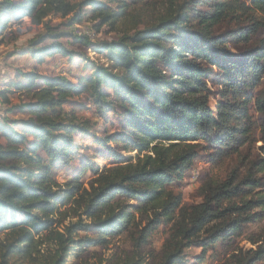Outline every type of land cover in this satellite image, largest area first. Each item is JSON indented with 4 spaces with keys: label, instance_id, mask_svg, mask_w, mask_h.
<instances>
[{
    "label": "trees",
    "instance_id": "trees-1",
    "mask_svg": "<svg viewBox=\"0 0 264 264\" xmlns=\"http://www.w3.org/2000/svg\"><path fill=\"white\" fill-rule=\"evenodd\" d=\"M207 1L209 10L199 9L204 3L199 0H0V37L29 19L46 28L42 43L52 16L67 18L68 24L86 20L94 30L106 27L116 35L96 44L94 51L105 62L88 67L90 74L76 82L63 74L17 70L0 89L5 141L0 144V264H67L71 254L79 264H91L83 256L90 247H107L124 234L143 245L161 224L169 226L170 237L160 262L136 258L108 264H198L218 241H231L264 215L259 210H264V177L258 176L264 174V158L246 175L231 172L206 181L199 203L186 205L172 190L193 166L200 141L227 149L246 143L253 124L247 89L264 73V38L238 58L227 48L228 38L215 32L246 11L245 3ZM251 2L264 11V0ZM258 28L250 23L231 38L248 42ZM52 39L40 46L33 42L21 53L31 54L38 65L55 54L70 59L74 52L57 41L58 34ZM77 40L88 43L85 36ZM212 67L222 85L215 110L207 87ZM85 93L97 117L117 116L118 127L94 138L98 158L108 164L83 159L74 176L59 182L57 168L74 153V138L88 133V120L64 107ZM14 94L22 100L11 105ZM256 105L264 114V95ZM8 113L22 118L9 120ZM260 127L264 156V121ZM82 231L91 235L80 236ZM250 241L256 247L233 254V264L264 259V231ZM193 245L201 252L190 263L183 250Z\"/></svg>",
    "mask_w": 264,
    "mask_h": 264
},
{
    "label": "rangeland",
    "instance_id": "rangeland-1",
    "mask_svg": "<svg viewBox=\"0 0 264 264\" xmlns=\"http://www.w3.org/2000/svg\"><path fill=\"white\" fill-rule=\"evenodd\" d=\"M161 0H158L160 2ZM192 2L198 0H180ZM204 3L198 6L199 9L209 10L207 0H199ZM248 7L246 11H238L235 16L226 19L215 27V32L222 34L228 38L226 43L230 52L240 58L247 52L250 46L264 38V11L256 9L251 0H242ZM158 6V5H157ZM156 6V7H157ZM153 9L144 14L145 19L153 16ZM85 20V18H84ZM259 25L258 31L248 42H243L239 39L231 38L233 34L238 33L240 28L250 23ZM67 18L52 16L48 19V25L51 30L47 32L49 36L38 43L40 36L45 34L46 28L42 25H32L29 19H24L20 24H14L10 29L6 30L4 35L0 37V89H2L8 80L14 78L15 72L37 70L44 75L63 74L72 82H76L77 77L90 74L88 67L95 64H103L105 62L102 55L95 52V47L102 41H107L115 38L114 33H108L106 27H102L99 31L94 30L92 24L88 21L80 22V28L75 24H68ZM138 27H141L139 25ZM52 34V36H51ZM54 34V35H53ZM58 34L57 41L65 45L66 48L74 52L72 57L67 58L59 54L48 56L44 59L41 65H38L29 53H21V51L30 48L32 45L49 44L52 37ZM79 36L87 37L88 43L82 44L77 38ZM220 73L217 68L211 69L207 77V87L210 96L212 110H215V104L220 100L222 85L220 84ZM6 82L4 83V81ZM248 95L252 97L249 106V114L252 120V129L246 139V143L237 147L218 148L213 144L202 140L196 144L197 157L194 160L193 166L186 173L183 180L172 187V190L181 195L182 202L186 205L196 204L202 201L201 187L211 180L213 182L220 181L226 175L234 172L236 176L246 175L248 172L254 171L252 163L255 160L264 158L260 146L262 140L260 137V124L264 121V114L259 111L256 105L258 98L264 95V73L262 78L252 88H248ZM21 97L17 94L10 96V104L16 105L21 101ZM4 108H10V105H5ZM66 111H73L79 120H88V133L78 134L75 138V151L71 158L57 168L56 178L59 182L70 179L79 169L83 159H91L99 166L108 164V161L101 160L96 154L97 146L94 142L95 137H99L104 131L111 132L117 126V116L114 112L107 114V121L96 116L95 107L88 93L80 97H75L65 105ZM7 119L16 120L22 116H16L14 113H8ZM1 123H4L1 121ZM4 139L0 137V144H4ZM44 155V153H42ZM134 155V153H131ZM45 156V155H44ZM253 167V168H252ZM264 177V174H258ZM91 178L90 173L83 177L85 184ZM264 212L263 209H260ZM145 223H143L144 225ZM264 231V215L257 221L248 223L242 229V233L235 236L231 241H218L206 252L204 259L198 264H233L231 256L240 250L254 249V245L250 239L257 238ZM91 235L90 232L82 231L80 236ZM170 237L168 225L161 224L151 232L147 241L142 245L134 243L126 234L121 235L107 247L92 246L88 251L83 253L91 264H108L116 260L120 262L130 259L140 258L145 262L161 261L163 248L167 239ZM201 249L197 245H193L183 250L186 261L193 263L200 255ZM67 264H79L75 255L71 254L67 259ZM255 264H264V259Z\"/></svg>",
    "mask_w": 264,
    "mask_h": 264
},
{
    "label": "built area",
    "instance_id": "built-area-1",
    "mask_svg": "<svg viewBox=\"0 0 264 264\" xmlns=\"http://www.w3.org/2000/svg\"><path fill=\"white\" fill-rule=\"evenodd\" d=\"M80 28V24H75ZM3 109V105L0 103V111Z\"/></svg>",
    "mask_w": 264,
    "mask_h": 264
},
{
    "label": "crops",
    "instance_id": "crops-1",
    "mask_svg": "<svg viewBox=\"0 0 264 264\" xmlns=\"http://www.w3.org/2000/svg\"><path fill=\"white\" fill-rule=\"evenodd\" d=\"M2 77V76H1ZM1 77H0V79H1ZM6 82V80L4 81V83ZM0 83H2V82H0Z\"/></svg>",
    "mask_w": 264,
    "mask_h": 264
}]
</instances>
